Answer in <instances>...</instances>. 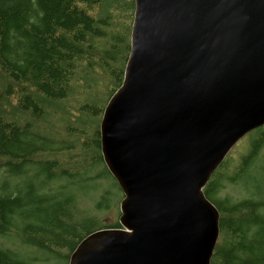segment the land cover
<instances>
[{"label":"water","instance_id":"obj_1","mask_svg":"<svg viewBox=\"0 0 264 264\" xmlns=\"http://www.w3.org/2000/svg\"><path fill=\"white\" fill-rule=\"evenodd\" d=\"M121 86L100 123L120 228L68 264H211L220 213L204 188L264 127V0H134Z\"/></svg>","mask_w":264,"mask_h":264},{"label":"trees","instance_id":"obj_2","mask_svg":"<svg viewBox=\"0 0 264 264\" xmlns=\"http://www.w3.org/2000/svg\"><path fill=\"white\" fill-rule=\"evenodd\" d=\"M134 11V0H0V108L14 111H0V264H68L84 238L120 228L101 223L113 177L99 125L123 82ZM80 68L111 83L100 104L79 101L77 126L58 113ZM249 135L242 159L224 161L204 188L220 213L211 264H264V127ZM227 184L246 198L221 196Z\"/></svg>","mask_w":264,"mask_h":264},{"label":"rangeland","instance_id":"obj_3","mask_svg":"<svg viewBox=\"0 0 264 264\" xmlns=\"http://www.w3.org/2000/svg\"><path fill=\"white\" fill-rule=\"evenodd\" d=\"M110 83H111V80L106 74L99 72L98 70L90 71L88 69L85 70L83 68H80L76 73L75 84L73 86L72 95L67 100V102H65L62 105V108L65 110L66 113L64 114V113L59 112L58 115L66 117V120L64 122L65 124L78 121L77 126H79L82 122H84L81 118H78L76 116L78 112L77 111L78 108L76 107L79 106V101H82V99L85 96V98L87 97V99H90L94 102L96 101V103L98 102L100 104V100L103 99V92L105 89H109ZM0 93L3 94V88L1 84H0ZM97 95H99L98 98H97ZM1 106L2 108H0V111L3 112V114L7 113L9 115H13L14 111L9 105H6V103H1ZM58 106L59 104H50L47 107V111L50 110V112L52 113ZM19 116L20 115H18V117ZM95 123H97V115L95 118ZM85 125L86 127L89 126L87 122H85ZM45 127L46 125H44V128ZM60 127H61L60 125L55 126V129H57V132ZM99 128H100V125H99ZM54 138L57 140V139H60L61 137L57 135ZM249 138H250V135L248 134L241 141H239L237 145L227 155L224 161H226L228 158H232L234 162H237L239 159H242V157L247 153L249 149V144H248ZM262 154H264V151L262 152ZM114 182H115L114 179H111L110 181H107L106 183L108 186L107 191L113 194L111 197L108 198V201L110 202V207L112 209L107 210L105 212H101V215H102L101 223L107 224L109 226L113 225L117 220H119L120 203H121V200L123 199V193L121 194L122 191H120L119 188L116 189L114 187ZM221 196L231 197L232 199L238 200V199H242L243 197L246 198V192L239 186H232V185L227 184L226 188L222 191ZM94 198H95V195H94ZM118 212H119V215H118Z\"/></svg>","mask_w":264,"mask_h":264}]
</instances>
